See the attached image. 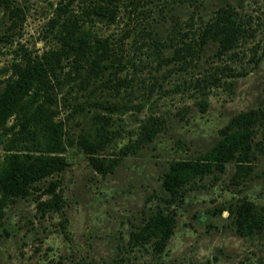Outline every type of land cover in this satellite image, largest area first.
I'll return each mask as SVG.
<instances>
[{"label":"rangeland","instance_id":"1","mask_svg":"<svg viewBox=\"0 0 264 264\" xmlns=\"http://www.w3.org/2000/svg\"><path fill=\"white\" fill-rule=\"evenodd\" d=\"M62 1L12 0L21 8L12 27L0 7V82L10 78L23 49L35 55L57 47L54 35L61 20L52 19ZM143 4L145 12L137 18L121 9L114 23L87 20L83 25L108 38L121 59L103 80L112 69L126 77L116 83L119 94L114 83L101 82L102 78L87 88L94 93L89 101L98 97L125 105L110 113V140L99 154L120 156L119 163L101 174L76 141L68 146L62 153L63 169L37 182L28 197L3 208L0 264H264V236L237 234L227 211L240 197L264 205V124L254 138V159L246 166L227 162L222 173L196 178L173 201L161 185L171 161L203 154L233 115L264 108V0H145ZM222 6L232 7L248 23V37L228 51L219 50L214 41L200 46L198 31ZM70 8L79 10L77 1ZM183 41L191 43V54H178ZM60 77L58 96L68 98L59 100L62 117L71 110L69 103L83 101L88 91L81 88L69 62ZM92 102H86L88 115L96 109ZM82 117L70 122L74 139L89 125ZM148 117L159 120L154 137L135 148ZM126 145L131 150L123 155ZM2 147L0 143V152ZM51 181L62 206L43 213L37 199L50 197ZM159 206L174 209L176 216L166 248L156 254L149 244L133 245L130 235Z\"/></svg>","mask_w":264,"mask_h":264},{"label":"trees","instance_id":"2","mask_svg":"<svg viewBox=\"0 0 264 264\" xmlns=\"http://www.w3.org/2000/svg\"><path fill=\"white\" fill-rule=\"evenodd\" d=\"M75 1L79 7L77 11L70 8ZM78 1L64 0L55 10L52 21L59 23L61 20L54 35L57 47L35 55L23 49L20 60L12 66L10 78L0 82V143L3 144V151L0 152V214L8 202L28 197L37 182L63 169L66 161L62 153L74 141L98 173L106 174L119 163L120 156L99 154L110 140V113L119 111L125 105L101 101L98 97L94 102L89 101L90 94L94 93L93 89L87 88L102 78L101 82L114 83V90L119 94L116 83L125 81L126 77L120 78L112 69L103 80L105 72L116 63L120 64L121 59L110 48L108 38L99 37L92 28L85 29L83 25L87 20L92 23L99 20L106 24L114 23L120 18L121 9L123 13L127 12L129 18H137L145 12L141 11V8L145 9V0ZM0 7L8 14L9 26H15L21 16V8L13 5L12 0H0ZM249 32L248 23L237 16L232 7L222 6L203 22L196 41L200 46L214 41L219 50L228 51L248 37ZM153 45L157 47V40L154 39ZM177 49L178 54L193 52L191 43L186 41ZM68 62L78 75L81 88L88 93L83 101L69 103L71 110L60 117L59 100L68 98L61 100L57 90L62 82L61 72ZM86 102H92L96 107L90 115L85 109ZM80 115L89 125L74 139L70 122L78 120ZM158 121L153 117L145 119L135 148L152 140ZM263 124L264 108L241 111L219 130L220 138L203 154L171 161L161 177V185L170 195L168 200L179 197L181 190L196 178L214 171L222 173L227 162L235 161L239 166L251 163L255 156L254 138ZM129 150L130 145H126L121 152L125 155ZM55 187V182L51 181L48 189L50 197L37 199V207L43 213L61 210V196L55 192ZM227 211L237 234L248 238L264 236V205L240 197L228 206ZM175 212L174 209L157 207L131 232V243L140 246L149 244L154 253L163 252L174 232Z\"/></svg>","mask_w":264,"mask_h":264}]
</instances>
